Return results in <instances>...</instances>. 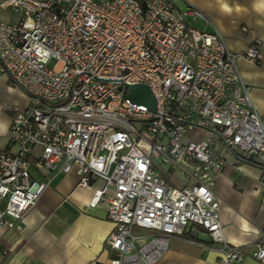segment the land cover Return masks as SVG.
<instances>
[{"label":"built area","instance_id":"1","mask_svg":"<svg viewBox=\"0 0 264 264\" xmlns=\"http://www.w3.org/2000/svg\"><path fill=\"white\" fill-rule=\"evenodd\" d=\"M0 9L18 15L0 21V73L27 98L23 108H4L11 122L9 149L0 150V236L51 181L33 179L31 169L75 170L77 187L92 191L89 205L105 204L113 224L106 264H157L187 227L221 245L220 264L242 263L221 232L212 188L225 160L214 145L258 167L264 187V127L235 65L257 61L258 48L230 52L220 33L189 23L209 26L206 15L172 0H5ZM123 84L148 86L156 113L128 102ZM187 128L221 139L208 132L182 141ZM174 171L181 188L166 181ZM94 180L104 186L93 189ZM256 247L252 256L264 259Z\"/></svg>","mask_w":264,"mask_h":264},{"label":"crops","instance_id":"2","mask_svg":"<svg viewBox=\"0 0 264 264\" xmlns=\"http://www.w3.org/2000/svg\"><path fill=\"white\" fill-rule=\"evenodd\" d=\"M172 2L180 10L190 6L206 15L211 22L209 26L198 21L189 23L200 30L220 33L230 52L241 53L251 45L258 48L257 61L237 58L235 65L241 80L251 88L250 98L264 127V0ZM17 19L18 15L11 10L0 9V21L12 23ZM26 105V96L7 75L0 73V150L9 149L11 117L5 106ZM219 154L225 165L215 176L212 192L219 204L224 241L244 254L240 264H264V259L252 256L257 244L264 247V236L257 235L264 228L261 170L230 152L228 158ZM30 173L35 180L44 181L49 176L51 181L23 219L1 234L0 264H106L111 253L105 250L104 242L113 228L106 205H89L92 191L77 187L79 176L75 170L65 175L33 169ZM91 185L93 189H101L104 183L94 180ZM221 258L220 244L212 242L202 229L192 232L187 228L183 234L169 239L157 264H220Z\"/></svg>","mask_w":264,"mask_h":264},{"label":"water","instance_id":"3","mask_svg":"<svg viewBox=\"0 0 264 264\" xmlns=\"http://www.w3.org/2000/svg\"><path fill=\"white\" fill-rule=\"evenodd\" d=\"M122 87L125 90L124 97L128 102L136 105H141L144 108H146V110L150 113L153 114L156 113V101L148 86L143 84H135V85L123 84ZM195 127L200 128L196 125ZM201 129L210 132L216 135L217 137H219V139H221L216 131L209 128H201Z\"/></svg>","mask_w":264,"mask_h":264},{"label":"rangeland","instance_id":"4","mask_svg":"<svg viewBox=\"0 0 264 264\" xmlns=\"http://www.w3.org/2000/svg\"><path fill=\"white\" fill-rule=\"evenodd\" d=\"M51 65L52 62L49 64V67H51ZM209 135L210 133L201 129L187 128L185 133L183 134L182 141L191 140L193 142H201L203 140H206ZM214 147L216 151H218L219 153L221 152V154L226 158L230 156L229 152L223 145L216 144ZM166 181L168 184L176 188H181L186 183L184 178L176 171H174L170 176H167Z\"/></svg>","mask_w":264,"mask_h":264}]
</instances>
